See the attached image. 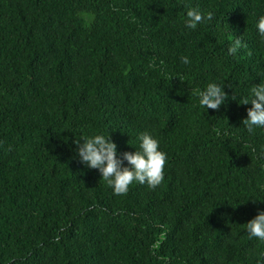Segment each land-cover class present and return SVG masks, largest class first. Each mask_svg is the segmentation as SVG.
<instances>
[{"label": "trees", "instance_id": "1", "mask_svg": "<svg viewBox=\"0 0 264 264\" xmlns=\"http://www.w3.org/2000/svg\"><path fill=\"white\" fill-rule=\"evenodd\" d=\"M189 7L213 19L187 28ZM261 14L264 0H0V264H264L244 227L264 211V128L248 132L240 103L264 83ZM210 82L218 110L192 95ZM142 132L167 154L163 181L114 195L74 140L109 135L121 158Z\"/></svg>", "mask_w": 264, "mask_h": 264}, {"label": "clouds", "instance_id": "2", "mask_svg": "<svg viewBox=\"0 0 264 264\" xmlns=\"http://www.w3.org/2000/svg\"><path fill=\"white\" fill-rule=\"evenodd\" d=\"M82 15L90 16L87 13ZM212 19V12L205 15L198 8L189 7L186 12L185 26L196 29L198 24ZM256 27L260 36L264 38V14L259 16ZM242 46L246 47V44L236 37L228 48L229 54L235 56ZM181 61L185 64L190 63L186 56L181 57ZM250 92L251 97L244 98L240 103L251 104V107L246 109L247 116L242 122L248 132L252 133L255 127L264 128V83L253 85ZM192 95L198 97L201 108L212 110H218L228 96L222 86L214 82L208 83L203 89H192ZM138 140V150L125 151L121 154V158L117 157L116 144L109 135L107 137L102 134L83 136L74 140V143L77 145L80 162L89 168L97 169L100 178L107 187L112 189L113 194L123 196L127 194L133 182L146 184L151 189L161 184L164 178L167 154L160 150L159 142L147 132L140 133ZM123 161H127V166H124ZM244 227L250 239L255 238L264 242V211H258L253 218L244 223Z\"/></svg>", "mask_w": 264, "mask_h": 264}]
</instances>
